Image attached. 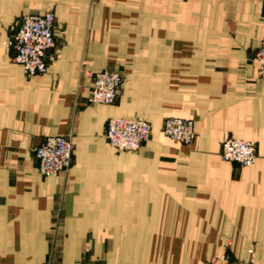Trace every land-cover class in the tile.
I'll use <instances>...</instances> for the list:
<instances>
[{
  "label": "crops",
  "instance_id": "crops-1",
  "mask_svg": "<svg viewBox=\"0 0 264 264\" xmlns=\"http://www.w3.org/2000/svg\"><path fill=\"white\" fill-rule=\"evenodd\" d=\"M53 11L49 72L27 77L4 47L28 13ZM264 0H0V264H264ZM118 70L122 95L89 102L91 75ZM195 121L180 145L170 116ZM111 118L144 119L152 139L119 152ZM75 144L46 177L35 149ZM228 137L255 141L252 167L223 161Z\"/></svg>",
  "mask_w": 264,
  "mask_h": 264
},
{
  "label": "built area",
  "instance_id": "built-area-1",
  "mask_svg": "<svg viewBox=\"0 0 264 264\" xmlns=\"http://www.w3.org/2000/svg\"><path fill=\"white\" fill-rule=\"evenodd\" d=\"M56 14H25L13 36L11 45L15 50L14 61L25 75L34 77L49 71V54L56 47ZM259 75L264 79V43L256 57ZM92 87L89 102L110 105L122 95L123 74L117 70L105 69L92 74ZM164 133L173 141L189 145L196 138L195 123L192 119L172 116L165 122ZM152 127L147 121L112 118L107 125V138L110 145L118 150L139 149L149 141ZM74 142L66 135H51L35 149L39 172L46 177L68 172L72 165ZM222 159L237 163L241 167H252L258 159L255 141L232 137L222 145ZM211 264H251L236 260L230 254L215 256Z\"/></svg>",
  "mask_w": 264,
  "mask_h": 264
},
{
  "label": "rangeland",
  "instance_id": "rangeland-1",
  "mask_svg": "<svg viewBox=\"0 0 264 264\" xmlns=\"http://www.w3.org/2000/svg\"><path fill=\"white\" fill-rule=\"evenodd\" d=\"M56 22H57V18H56ZM55 27H56V24H55ZM15 34H13L12 36H11V38L9 39V40H7V41H5L4 42V47H11L12 45H11V42H12V39H13V36H14ZM264 43V41L262 42V44ZM262 44H261V46H262ZM56 45H57V39H56ZM261 46L259 47V49L261 48ZM56 48V47H55ZM54 48V49H55ZM259 49H258V51H257V53H256V55L254 56V58H253V62H254V64L256 65V68H257V73H258V76H259V78L260 79H262L261 77H260V75H259V66H258V64H257V62H256V57H257V54H258V52H259ZM15 51V50H14ZM53 51V50H52ZM51 51V52H52ZM14 57H15V55H14ZM14 57H13V59H12V61L14 62V63H16L15 61H14ZM48 64H49V59H48ZM49 68H50V66H49ZM105 70V69H104ZM100 71H102V70H100ZM118 71V70H117ZM49 72V71H48ZM98 72V71H97ZM120 72V71H119ZM96 73V72H95ZM94 74V73H93ZM43 75H45V74H43ZM92 76V75H91ZM28 77V76H27ZM35 77V76H34ZM123 78H124V76H123ZM263 81H264V79H262ZM123 82H124V79H123ZM174 116H180V115H174ZM170 117H172V116H170ZM170 117H168V118H170ZM182 117H185V116H182ZM167 118V119H168ZM189 118V117H188ZM112 119V118H111ZM124 119H126V118H124ZM166 119V120H167ZM190 119H192V118H190ZM128 120H132V119H128ZM134 120H143V121H147V120H144V119H134ZM193 120V119H192ZM194 121V120H193ZM150 125H151V127H152V124L149 122V121H147ZM166 122V121H165ZM194 123H195V121H194ZM165 128V123H164V126H163V130H162V133H163V135L165 136V137H167V138H169L167 135H165V133H164V129ZM195 129H196V126H195ZM152 136H153V127H152V132H151V137H150V139H149V141L152 139ZM196 136H197V132H196ZM106 137H107V134H106ZM228 138H232V137H228ZM228 138H226L225 140H227ZM169 139H171V138H169ZM196 139V138H195ZM244 139V138H243ZM107 140H108V138H107ZM172 140V139H171ZM224 140V141H225ZM248 140V139H247ZM149 141H147V142H149ZM173 141V140H172ZM195 141V140H194ZM224 141L222 142V145H223V143H224ZM109 142V141H108ZM147 142H145V143H143V145L139 148V149H128V150H123V151H121V150H118V149H116V148H114L115 150H117V151H119V152H136V151H139L140 149H142V147L144 146V144H146ZM173 142H175V141H173ZM175 143H178V142H175ZM110 144V143H109ZM178 144H180V145H186V144H181V143H178ZM192 144V143H191ZM257 144V143H256ZM190 145V144H189ZM74 149H75V144H74ZM73 156H74V153H73ZM221 157H222V147H221ZM224 161V160H223ZM72 162H73V159H72ZM232 163V162H231ZM71 167H72V165H71ZM71 169V168H70ZM64 173H66V172H64ZM58 175V174H57ZM237 260V259H236ZM241 261H243V260H241ZM245 262H249V263H251V261H245ZM252 264V263H251Z\"/></svg>",
  "mask_w": 264,
  "mask_h": 264
}]
</instances>
